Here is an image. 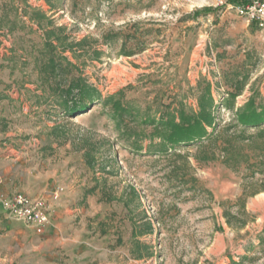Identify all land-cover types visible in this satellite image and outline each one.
<instances>
[{
	"label": "rangeland",
	"instance_id": "rangeland-1",
	"mask_svg": "<svg viewBox=\"0 0 264 264\" xmlns=\"http://www.w3.org/2000/svg\"><path fill=\"white\" fill-rule=\"evenodd\" d=\"M50 56L61 87L97 91L88 110L63 112ZM206 86L211 139L153 151L143 119L197 111ZM253 93L264 0H0V195L51 220L38 234L0 203V264H264V133L234 121Z\"/></svg>",
	"mask_w": 264,
	"mask_h": 264
},
{
	"label": "trees",
	"instance_id": "trees-1",
	"mask_svg": "<svg viewBox=\"0 0 264 264\" xmlns=\"http://www.w3.org/2000/svg\"><path fill=\"white\" fill-rule=\"evenodd\" d=\"M46 46L51 51L56 49L52 44ZM43 69L46 76L45 81L49 82V90L57 97V102L60 103L64 113L70 115L88 110V107L98 100L97 91L87 86L80 77L71 79L66 86L61 87L62 82L59 79L65 70L61 65L55 63L53 56L47 58ZM118 94L121 95V92L115 93V95ZM236 96H239L238 92L229 94L225 104L228 105ZM256 96H259V93H253L242 106L236 109L234 121L235 126L243 128L242 130L255 129L259 134H262L264 133V104L261 101L257 102ZM213 108V99L209 87L206 86L198 96L197 111L186 112L184 109H180L177 111V117L170 115L166 119L161 117L157 121L146 116L143 119V124L154 126V131L149 135V138L151 141L159 140V145L153 151L165 152L167 149L195 142L200 143L201 146L202 141L210 140L217 125ZM112 109L114 115L120 120L125 117L135 118L136 110L123 98L115 101L112 104ZM209 129L211 132L208 131ZM137 136L135 135V137Z\"/></svg>",
	"mask_w": 264,
	"mask_h": 264
},
{
	"label": "built area",
	"instance_id": "built-area-1",
	"mask_svg": "<svg viewBox=\"0 0 264 264\" xmlns=\"http://www.w3.org/2000/svg\"><path fill=\"white\" fill-rule=\"evenodd\" d=\"M0 203L8 217L22 222L38 234L51 223L49 205L43 198H31L22 193L1 194Z\"/></svg>",
	"mask_w": 264,
	"mask_h": 264
}]
</instances>
